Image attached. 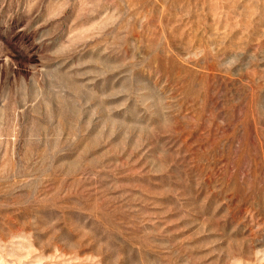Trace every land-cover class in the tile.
<instances>
[{
	"label": "rangeland",
	"instance_id": "374dc122",
	"mask_svg": "<svg viewBox=\"0 0 264 264\" xmlns=\"http://www.w3.org/2000/svg\"><path fill=\"white\" fill-rule=\"evenodd\" d=\"M0 264H264V0H0Z\"/></svg>",
	"mask_w": 264,
	"mask_h": 264
}]
</instances>
